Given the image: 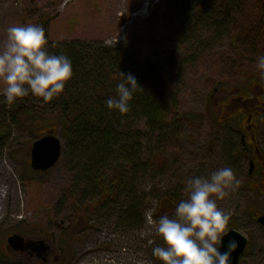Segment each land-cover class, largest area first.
<instances>
[{
    "label": "rangeland",
    "instance_id": "374dc122",
    "mask_svg": "<svg viewBox=\"0 0 264 264\" xmlns=\"http://www.w3.org/2000/svg\"><path fill=\"white\" fill-rule=\"evenodd\" d=\"M172 12L168 0H0V46L6 42L10 25L32 23L44 26L55 42L78 40L123 47L140 59L156 52L165 54L171 59L164 74L167 96L177 98L178 111L190 116L180 122L170 120L161 135L157 132L147 143L137 141L141 146L138 167L157 155L161 171L139 175L130 196L126 194L120 203L102 210L93 207L94 195L83 178V162L71 147L68 134L55 121L41 128L43 122L12 126L0 146V240L6 231L28 229L38 222L42 225L49 212L59 223L70 213L82 211L88 222L80 226H94L98 235L86 250L104 252L101 264H162L152 249L162 243L154 231V221L160 217L156 216L164 197L185 193L190 177L209 175L225 166H231L241 181L237 191L217 201L220 208L232 213L228 231L236 229L252 242L261 235L256 218L264 211L259 192L264 167L250 172L248 155L238 162L233 160L231 152L238 148L239 140L230 135L228 127L232 124L244 129L245 117L237 112L248 105L240 99L228 102L261 93L262 84L254 82L250 93L229 86L214 63L218 53L232 52L230 40L217 43L200 32L178 34ZM200 42L208 44L200 48ZM2 88L0 83V108L7 104ZM0 123L8 124L2 114ZM139 129L146 132L133 122L130 132ZM51 131L61 141L62 155L53 168L35 171L30 164L31 148ZM258 139L264 151V139ZM130 197L138 202V213L143 216L137 221L138 227L126 220Z\"/></svg>",
    "mask_w": 264,
    "mask_h": 264
},
{
    "label": "trees",
    "instance_id": "16d2710c",
    "mask_svg": "<svg viewBox=\"0 0 264 264\" xmlns=\"http://www.w3.org/2000/svg\"><path fill=\"white\" fill-rule=\"evenodd\" d=\"M168 2L178 34L190 36L200 32L217 43L230 40L232 52L218 53L214 63L221 75L227 78L229 86L249 93L254 82L259 86L262 84L264 88V75L256 66L258 56L264 54V0ZM46 38L49 52H64L71 58L73 76L64 91L51 101L45 102L42 97L30 93L17 98L14 103L3 105L0 114L5 116L8 124L0 123V146H3L8 137L5 134H10L14 125L27 127L43 122L41 128L55 121L56 126L68 134L71 147L75 148L83 162L82 174L94 195L93 207L106 209L110 204L118 203L126 194L130 196L133 193L131 189L139 175L146 177L162 169L161 159L157 155L143 161L141 168L138 167L141 146L137 141L147 143L149 137L157 132L161 135L170 120L180 122L185 118L190 119L188 113L178 111L177 98L167 96L164 74L171 59L160 52L140 59L134 57L130 50H123V47L105 46L97 42H55L47 31ZM196 39L199 38L196 36ZM205 44L208 43L200 42L199 47ZM121 72L135 75L142 88L134 93L130 110L123 114L110 110L106 105V100L116 95V86L123 79ZM133 122L146 132L140 129L130 132ZM259 123L262 128L260 137L264 139V116ZM229 126L230 135H235L239 140V144H236L238 150L233 145L235 151L231 152L233 160L238 162L248 153L244 149L239 128L232 124ZM164 198L156 217L171 216L176 204L187 198V192ZM131 203L126 210V220L130 221L131 226L138 227L137 221L143 216L138 213V202L132 199Z\"/></svg>",
    "mask_w": 264,
    "mask_h": 264
},
{
    "label": "clouds",
    "instance_id": "9594fccd",
    "mask_svg": "<svg viewBox=\"0 0 264 264\" xmlns=\"http://www.w3.org/2000/svg\"><path fill=\"white\" fill-rule=\"evenodd\" d=\"M6 42L0 46V83L7 103L29 95L45 102L61 94L73 76V63L64 52L47 50L46 30L39 24H12L7 28ZM256 66L264 75V54ZM116 86V95L106 100L110 110L127 113L130 101L142 89L132 73L124 74ZM241 181L231 166L209 175L190 177L187 198L175 206L174 214L154 221V231L161 239L152 254L162 264H232V254L239 247L231 239L221 251L232 213L218 206L230 192L237 191Z\"/></svg>",
    "mask_w": 264,
    "mask_h": 264
},
{
    "label": "flooded vegetation",
    "instance_id": "af4514ba",
    "mask_svg": "<svg viewBox=\"0 0 264 264\" xmlns=\"http://www.w3.org/2000/svg\"><path fill=\"white\" fill-rule=\"evenodd\" d=\"M237 99L248 105L247 109L237 113L241 118L245 117L243 124L246 126L239 130L243 134L244 149L248 153L252 172L256 167H264V151L258 139L261 133L259 121L264 116V88L259 94H253L245 100L233 98L228 104ZM261 182L259 192L264 201V179ZM261 217H264V211L256 218L261 235L253 242L246 236L248 244L240 264H264V225L259 222ZM42 222V225L38 222V225L28 229L6 231L0 240V264H101V260H105L102 257L104 252L86 250L91 242L97 240L98 235L95 236L96 227L80 226L81 222H88L87 215L82 211L70 213L67 219L59 223L49 212V218ZM86 233L90 236H86ZM106 252L111 253L109 250Z\"/></svg>",
    "mask_w": 264,
    "mask_h": 264
},
{
    "label": "water",
    "instance_id": "95a60500",
    "mask_svg": "<svg viewBox=\"0 0 264 264\" xmlns=\"http://www.w3.org/2000/svg\"><path fill=\"white\" fill-rule=\"evenodd\" d=\"M30 164L33 170L41 172L53 168L62 155V144L54 131L36 140L30 151ZM264 225V217L259 218ZM238 241L239 247L232 254V264H240V259L246 250L248 239L245 234L236 229L227 232L221 251L226 250L229 240Z\"/></svg>",
    "mask_w": 264,
    "mask_h": 264
}]
</instances>
